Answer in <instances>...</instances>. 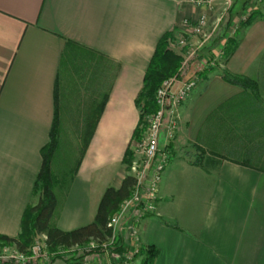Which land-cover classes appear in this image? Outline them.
Returning a JSON list of instances; mask_svg holds the SVG:
<instances>
[{"label": "crops", "instance_id": "0c3cea01", "mask_svg": "<svg viewBox=\"0 0 264 264\" xmlns=\"http://www.w3.org/2000/svg\"><path fill=\"white\" fill-rule=\"evenodd\" d=\"M255 5L256 0H232L222 25L229 31L217 41L234 39L229 33L241 21L255 11L261 15L242 30L223 67L254 81L259 102L225 83L219 70L205 64L206 57L186 72L199 73L200 82L179 108L178 135L160 142V152L174 154V163L162 175L156 213L136 224L138 247L157 250L153 264H264V156L252 157L254 164L238 160H251L239 151L251 141L228 136V129L245 124L264 127V4ZM201 14L190 0H0L1 236L17 238L24 212L38 202L34 185L54 121L56 83L58 148L50 165L56 178L54 223L72 232L94 221L106 189H118L132 176L125 161L137 141L135 102L155 48L165 35L176 43L183 24L195 23ZM213 54L216 61L218 49ZM64 57L78 63L71 87L61 73ZM90 67L101 69V81H92ZM230 101L232 107L223 109ZM184 151L191 160L179 161ZM177 176L190 197L182 208L173 190ZM134 225L127 217L117 231L124 255L135 252ZM68 252L74 254L73 264L115 261L108 253ZM141 260L136 256L132 264ZM65 262L59 258L49 264Z\"/></svg>", "mask_w": 264, "mask_h": 264}, {"label": "trees", "instance_id": "16d2710c", "mask_svg": "<svg viewBox=\"0 0 264 264\" xmlns=\"http://www.w3.org/2000/svg\"><path fill=\"white\" fill-rule=\"evenodd\" d=\"M259 16L261 17L257 11L253 12L248 17L247 21L242 24L243 28L251 25L253 20ZM170 39L171 35H165L160 39L144 74L142 91L135 102L140 113V121L133 135L134 140H138L139 137H141V133L144 131V117L150 116L156 111L155 94L157 90L164 81L172 78L177 73L182 64V57L176 55L170 47ZM237 45L238 43H235L233 40L227 42V45H225L227 47L225 52V63H227L234 54ZM68 46L73 45L68 44ZM208 71L210 70H204L200 76L205 78ZM220 76L225 83L242 89L245 94H250L249 96L251 99L259 102L258 86L254 81L245 77L231 75L225 71H222ZM232 103L233 101H230L222 108L225 109L227 106L231 108ZM54 104V121L50 132L49 143L41 152L42 167L34 185V195L38 198V202L35 206L28 207L24 212L20 226V234L17 238L12 239L0 235V250L13 247L17 252L25 253L35 237L44 236L47 251L55 256L71 248L81 249L92 242L97 244L96 249L86 253H101L103 251L102 245L108 243L113 237L112 229L109 228L108 225L112 217L118 212L120 205L130 198L136 185V180L132 176H128L118 189H106L99 202L94 221L91 224L72 232L60 231L54 223L57 211V201L54 194L56 178L52 175L50 170L51 161L58 148V83H56L54 92ZM104 106L105 103L102 104L96 116L101 114ZM245 118L246 116H244V119ZM255 130L256 132L254 135ZM232 135L238 136L243 141L251 142H254V138L256 137L258 140L256 144L261 147V153H264V127L257 130L245 124L242 128L228 129V136ZM251 142L248 144H252ZM127 156L128 160H126L125 163L126 165H130V160L132 158L130 154H127ZM196 166L201 167V162L196 163ZM260 170L264 171V162H262ZM115 242L113 248L110 247V245L108 246L109 250L117 254H122V249L118 246L117 241ZM157 254V250L153 247H141L136 256H143L142 264H153ZM65 264L73 263L65 262Z\"/></svg>", "mask_w": 264, "mask_h": 264}, {"label": "built area", "instance_id": "2783aa9c", "mask_svg": "<svg viewBox=\"0 0 264 264\" xmlns=\"http://www.w3.org/2000/svg\"><path fill=\"white\" fill-rule=\"evenodd\" d=\"M225 1L229 10L231 0ZM212 2L213 0H190L193 6L201 10H211ZM205 24L206 16H201L195 23L185 22L183 35L189 31V35L186 36L191 39L192 36L201 34ZM185 42L180 40L177 44L171 43V47L175 49L177 46L181 49L185 46ZM192 55L193 53L186 57L172 78L162 83L155 94L156 111L143 119L146 128L143 136L136 141L129 166L132 177L136 180V185L130 198L120 205L118 212L112 217L108 225L113 232L112 239L103 244V251L98 253L113 254L114 264H132L139 249L136 224L143 218L154 215L157 211L159 185L170 159L169 152H160L161 138L165 136L168 143L176 138L181 123L179 108L200 82L199 73H186L188 71L187 64H190ZM127 217H133V224H135L131 228V236L136 244L135 252L132 255L117 254L108 248L109 245L114 247L117 231ZM96 247L97 244L92 242L81 249L88 252L96 249ZM54 257L55 255L47 251L44 236L35 237L25 253H19L13 247L0 250V264H49Z\"/></svg>", "mask_w": 264, "mask_h": 264}, {"label": "rangeland", "instance_id": "374dc122", "mask_svg": "<svg viewBox=\"0 0 264 264\" xmlns=\"http://www.w3.org/2000/svg\"><path fill=\"white\" fill-rule=\"evenodd\" d=\"M257 1L258 0H256L255 7H256V9H260L261 5L264 4V0H259L258 2ZM231 6H232V0H231ZM230 9H231V7H230ZM230 9L228 10V6H227L225 0H213L211 10H207V9L202 10V14L200 15V17L206 16V24H205V27H204L203 31L201 32V34L194 35V36H192L191 39H188L186 35H189V31L186 32V35L178 37L176 39V43H175V44H177V42L180 40L186 41L185 46L181 49L177 48V46H176V48L173 49L172 51H174V53L176 55L182 57V62L185 61V59L188 55L193 53V55L191 57L190 64L193 63L195 60L198 62H201L200 59H202L203 57H206L207 59L210 60V62L209 63L206 62L205 64L209 67L214 66L212 68L210 67L212 70L217 69L220 72L225 71L223 69V67L226 64L225 63V60H226V56H225L226 53L225 52L227 50V47L225 45H227V42L232 41V40L235 43L237 42L238 36L241 34L242 30L244 29L242 24H244L248 19V18H246V20H244L243 22L241 21L240 26L236 27L233 31H231L229 33L230 36H232V37L234 36V39L226 40L223 43L218 42L217 40L224 38L229 31L227 29L224 30L222 28V25L225 24V21L227 20V15L229 14ZM225 15H226V18H224V17L222 18V16H225ZM218 18L219 19L222 18L221 21H219V23H218V20H219ZM230 36H228V39ZM172 44H174V43H172ZM214 49H218V54H217L218 59L216 58L217 59L216 61L214 60V54L212 56ZM75 60L76 59L73 57H67L64 60L62 70H61L63 81L69 87H71L72 83L75 80L73 77V76H75L74 75L75 64H78ZM100 64H102V63H100ZM190 64H187V67H189ZM100 70L101 69L98 70L97 67L88 68V72H90V74L93 73L94 79L92 81L93 82L95 81V83L97 81L102 80V74L103 73ZM225 72H227V71H225ZM83 82H85L84 85H87V84L89 85V82H91V81H89V82L83 81ZM79 114L81 115V113H79ZM145 128H146V124H145ZM145 128H144V131H145ZM144 131L141 133L140 136H143ZM240 147H241L239 150L240 153L243 156H248L249 158H251V160H246V158H242V159L239 158L238 159V157H241V155H239L238 157L234 156V158L238 159L242 162L246 161L247 164H254V162L252 161V157L257 158V156H259V157L264 156V153H261V147L258 146V144L255 145V144H245L244 143V145L241 144ZM170 156L171 157L169 159L168 165H169V163H174V158H175L174 154L173 155L171 154ZM179 159H180L179 161L191 160L190 152H187V151L182 152L180 154ZM131 161H132V159L130 160V163H131ZM181 165H183V164H181ZM178 178L179 177L177 176V180L175 179L174 183L178 184L179 188H178V186H176L173 190H174L175 195H176L175 202H177V205H180L182 208L183 205H186L189 203L190 197L187 195V193H184V191H183V185H184L183 183L184 182L180 178L178 180ZM157 203H158V201H157ZM128 245L132 246V243L128 242ZM138 251H139V249H138ZM95 254H98V253H95ZM138 256H141V255H138ZM73 257H74V254L72 252L63 251V252L58 253L54 257V259L59 260V258H61V259H64L67 263H70V262H72V259H74ZM141 257H142V260H141V264H142L143 256H141Z\"/></svg>", "mask_w": 264, "mask_h": 264}]
</instances>
